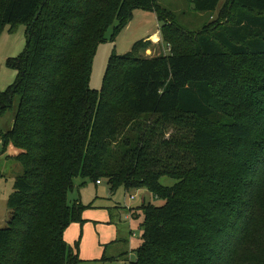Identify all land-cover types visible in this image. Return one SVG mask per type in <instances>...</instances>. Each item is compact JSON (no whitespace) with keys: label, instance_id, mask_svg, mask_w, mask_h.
<instances>
[{"label":"trees","instance_id":"16d2710c","mask_svg":"<svg viewBox=\"0 0 264 264\" xmlns=\"http://www.w3.org/2000/svg\"><path fill=\"white\" fill-rule=\"evenodd\" d=\"M184 1L204 14L222 0ZM138 8L156 13L169 52L144 55L153 42L141 40L114 53L92 89L97 47ZM220 11L192 30L160 0H0V37L27 28L26 49L7 61L16 81L0 90V115L18 100L2 137L22 166L0 264L80 261L65 239L85 221L70 199L77 178L165 199L143 205L129 264H264V0Z\"/></svg>","mask_w":264,"mask_h":264},{"label":"rangeland","instance_id":"374dc122","mask_svg":"<svg viewBox=\"0 0 264 264\" xmlns=\"http://www.w3.org/2000/svg\"><path fill=\"white\" fill-rule=\"evenodd\" d=\"M226 0L220 2L214 13H198L191 9L184 0H160V3L177 13L181 24L189 29L198 30L206 23L215 24L221 18V8ZM161 23L155 12L135 9L132 20L116 36L114 27L107 31V39L97 47L90 85L92 89L101 91L111 56L114 53L125 54L132 51L135 44L150 34L160 30ZM157 39V38H156ZM27 46V28L22 24L12 29L8 26L0 37V90H6L17 78L18 72L7 63L11 57L19 56ZM169 46L157 42L155 47L142 52L144 55H158L169 52ZM18 100L12 109L0 115V227H5L11 219L12 211L8 200L14 192L16 176L22 172V166L15 159L16 148L12 143L5 147L2 133L11 129L16 115ZM177 180L163 177L165 186H173ZM82 178L75 180V188L70 199L78 200L83 210L84 222L72 223L65 233L66 241L79 248L80 261L77 264H129L135 260L134 250L142 243V223L144 221L143 205H165L164 198H157L148 188L127 189L120 186L114 191L107 181L97 184L88 180L82 184ZM131 195L134 199L131 200ZM138 206V207H137ZM132 208V209H131ZM131 209V210H130ZM139 214V218L132 215ZM129 252L127 259L122 253ZM125 255V256H126ZM105 257V258H104Z\"/></svg>","mask_w":264,"mask_h":264},{"label":"crops","instance_id":"0c3cea01","mask_svg":"<svg viewBox=\"0 0 264 264\" xmlns=\"http://www.w3.org/2000/svg\"><path fill=\"white\" fill-rule=\"evenodd\" d=\"M154 38H157V39H154ZM146 40L148 39V40H150V41H152L153 42V46L152 47H155V43H157V42H162V37H161V34H160V30H157L156 32H154V33H152V34H150L148 37H146L145 38ZM98 184V183H97ZM102 184V183H101ZM111 189V188H110ZM132 197H131V200L132 199H134V195H131ZM144 204H145V202H144ZM138 207V206H137ZM132 209V208H131ZM130 209V210H131ZM134 214V215H133ZM132 215L133 216H135L136 218H139V214L137 213V212H133L132 213ZM135 251V250H134ZM124 253H128V255H129V252H127V251H124L122 254H124ZM128 255H126L125 257H124V259H127V256ZM128 261H131V260H128Z\"/></svg>","mask_w":264,"mask_h":264},{"label":"built area","instance_id":"2783aa9c","mask_svg":"<svg viewBox=\"0 0 264 264\" xmlns=\"http://www.w3.org/2000/svg\"><path fill=\"white\" fill-rule=\"evenodd\" d=\"M98 184H101V181H98Z\"/></svg>","mask_w":264,"mask_h":264}]
</instances>
